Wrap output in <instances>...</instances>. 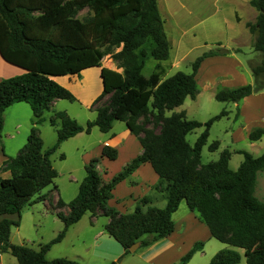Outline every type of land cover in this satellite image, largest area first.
<instances>
[{"label":"trees","instance_id":"trees-1","mask_svg":"<svg viewBox=\"0 0 264 264\" xmlns=\"http://www.w3.org/2000/svg\"><path fill=\"white\" fill-rule=\"evenodd\" d=\"M250 4L258 11L255 21L246 23L253 34L252 47L259 55L250 64L254 81L218 88L214 98L219 101L237 102L264 88V0H250ZM84 8L89 13L79 18L77 14ZM169 49L157 0H0V55L23 69L0 79V134L2 113L8 105L25 101L34 115L26 142L16 155L5 156L1 166L10 175L0 178V253L10 252L16 264H79L65 257L47 259L45 253L62 239L70 224L89 211L109 217L105 229L127 254L136 241L144 246L173 232L172 214L184 200L211 237L241 248L246 264H264V198L255 194L257 174L264 173V151L258 156L236 151L243 155L236 169L229 166L232 152L227 147L217 159L201 161L211 124L228 111L222 109L205 122L187 118L184 110L169 115L165 112L181 105L187 96H196L199 64L216 51L198 55L189 73L178 70L161 78L159 63L148 75L142 72L146 58L166 59ZM108 53L121 71L100 65ZM92 66H100L102 80V90L91 103L95 118L82 125L65 110H52L49 123L56 128V140L44 148L37 126L43 121V112L56 99L76 100L74 93L53 77L79 75ZM105 96L106 101L101 102ZM139 117L144 122H137ZM114 120L126 123L137 137L141 152L109 179H104L97 168L100 157H91L76 196L68 202L59 197L51 206L58 209L55 213L63 222L62 229L39 248L12 243L11 227L19 225L21 209L27 203L44 200L48 193L41 191L46 186H56L58 173L51 154L59 144L78 132L89 133L93 126L107 132ZM149 120L157 131L145 127ZM201 126L203 130L191 144L186 135ZM262 135L264 128L254 127L248 138L257 140ZM218 146L219 141L214 140L208 148ZM100 156L115 159L117 149L105 144ZM143 162H149L158 175L156 187L161 185L166 204L153 205L148 196H143L132 211L120 212L108 203L112 190ZM65 206L66 213L60 210ZM202 248V241L195 242L178 264H186ZM234 248L219 249L207 264H237L240 254Z\"/></svg>","mask_w":264,"mask_h":264},{"label":"crops","instance_id":"crops-1","mask_svg":"<svg viewBox=\"0 0 264 264\" xmlns=\"http://www.w3.org/2000/svg\"><path fill=\"white\" fill-rule=\"evenodd\" d=\"M223 1L224 3H222L225 9L220 15H214L211 19L206 18V20L199 19V21H197L198 24L205 20L207 24L200 29V36L196 37V40L191 41L186 37L187 32L186 29L183 28V25H185L186 22H191V20L186 19L188 16L191 19L194 11H196L197 8L201 7L203 4V0H157V7L163 20V28L170 44L169 55L166 59L161 60H157L149 56L145 59V62L150 58L155 59V64L158 62L162 68L163 74L161 75V78H165L167 77L166 74L168 73V70L177 65L179 61L186 58L191 51L201 48L204 49L207 45H214L208 50L216 51V54L205 57L199 64L195 74L197 85L199 78L202 75V77L207 80L206 85L215 86L218 84L220 85L219 88L235 87L239 84L252 83L254 81L252 71L249 68L243 67L242 60L238 58L236 54L230 52L229 46L237 45L236 47H238L240 44H251L253 35L246 26V23L249 21H255L258 11L250 4V0ZM242 7H244L243 13L240 12ZM243 39H245V42H243ZM215 47H219V50H215ZM221 48H227L228 51L224 53L220 50ZM172 51H174V56L170 57ZM181 51L184 52L182 53ZM0 68L7 72V74H1L0 71V79L19 74L23 71L22 68L4 60L1 55ZM10 71L11 73H9ZM84 74L92 81L97 80L98 82V84L96 83L94 86H90V90L88 89L83 97V103L85 106L90 107L94 98L102 90V80L100 77L99 66L85 68L81 70L79 75L67 74L54 76L53 78L63 86L70 89L77 96V99H79L80 97L76 92V88L79 89L77 84L82 79L81 75ZM207 75L210 76V79H207ZM66 79L68 82L65 81ZM206 80H202L203 83L206 82ZM59 100L60 99L54 100L51 108L46 111L52 112L54 109L66 110L63 106L60 107L58 105L60 104ZM232 103L236 108L235 111L237 119L242 120L239 126L240 128L238 129H241L245 135L247 134L248 136L249 131L254 127L264 128V88ZM61 104L64 105L63 103ZM45 112L42 114L43 121L37 124V126L39 125V134L43 140V147L48 148L52 146L56 140V128L49 123V117L51 114H48L46 118L44 116ZM2 117L3 124L0 134V178L8 177L10 175L8 170L1 168L3 159L5 156L16 155L19 148L26 142L34 115L27 102L17 101L8 105L3 110ZM118 121L119 120H114L112 127L107 132L100 131L97 126H93L91 128V132H89V134L94 132V130H96L95 128H98L97 130H99L96 138L98 141V155L96 154L91 156L86 154V148L83 144L84 140H82L84 138V135L82 134L85 131L78 132L59 144L56 150L61 149L62 151L64 142L74 140L73 144L77 151L75 153L81 163L84 164V172L79 173L76 177L69 176L68 181L63 184L55 183L54 181V184L56 185L55 188L52 185H48L41 191L48 193L44 200L38 201L41 203H27L21 209L20 223L18 226L13 227L18 228L23 221L24 216H26L30 222L32 221V225L36 229V232L40 227L44 228L45 226H48L50 231L47 236H44V233L42 234L41 232V235L31 233L30 238L28 236H24L23 233H20V236L17 235L16 237V235L13 234V229L11 227L9 238L12 243H24L25 241L32 239L31 241L35 246L31 244V247L39 248L41 244L49 241L62 229L63 222L55 213L58 209L53 210L51 209V206L55 205L59 197L64 202H68L76 196L79 183L86 174L85 164L91 157H100V162L97 168L104 179H109L113 174L109 175L108 172H103V167L106 165L112 166L113 163L118 160L121 153L125 152V161L120 165V168H122L128 161L141 152V145L137 137L127 128L124 121L120 120V122H123V125L118 123ZM48 123L53 128V142L46 146L42 131L46 128L44 127V124ZM114 126H117L116 129L118 131H115L116 129ZM263 136L264 135H262L259 139L252 141H258ZM105 144L116 147L117 157L115 159L100 156L101 148ZM260 154L253 155L258 156ZM59 157L61 159H65V152L60 153ZM158 182L159 177L154 172L151 164L149 162H143L131 174L115 185L108 203L120 212H130L134 209L135 204L140 197L148 196L153 205L163 207L166 204V199L164 197V193L160 190L161 185L156 187ZM60 210L66 213L68 208L65 206ZM7 216L12 218L15 217L14 215ZM108 221V216L100 213H97V215H91L89 211H86L79 220L67 227L62 239L51 245V247L46 251L45 257L47 259L65 257L75 260L79 264H166L168 257L173 253L176 259L174 260L175 262H171V264L179 263L180 259L177 257V251L180 250V246L178 245V242L172 238L175 230V223L174 230L169 235L158 238L148 245H139L135 251L124 254V249L121 244L105 229V225ZM60 244H63L62 247L53 250V248H56V246H59ZM121 260L123 263L120 262ZM16 263V257L10 252L0 253V264Z\"/></svg>","mask_w":264,"mask_h":264},{"label":"rangeland","instance_id":"rangeland-1","mask_svg":"<svg viewBox=\"0 0 264 264\" xmlns=\"http://www.w3.org/2000/svg\"><path fill=\"white\" fill-rule=\"evenodd\" d=\"M222 2L224 3L223 0H203V4L201 5V7L197 8L196 11H194L191 19L189 16L186 19V20H191V22H186L185 25H183V28H185L187 32L186 37L189 38L191 41L196 40V37L200 36V32H201L200 29L207 24L205 21L206 18L211 19L214 15H220L224 11L225 8L223 7ZM243 9L244 7L240 9L241 13H243ZM87 13H89L88 9L84 8L78 12L77 16L79 18H82ZM199 19H205V20L197 24V21H199ZM252 41H253V37L251 39V44L249 45L247 43V44H240L238 45V47H236L237 45L229 46L230 52L236 54L237 57L242 60L243 67L249 68L250 70H251L250 68L251 62L259 58L258 52H256L251 46ZM243 42H245V39H243ZM212 46L214 45H207L204 47V49L201 48L191 51L186 58L182 59L177 63V65L170 68L166 76L172 75L173 72H175L176 70L184 71L187 73L191 72L192 62L196 59V57L201 53H203L204 51L211 48ZM239 46L241 49L239 48ZM118 49L119 48H115L114 50L116 51ZM222 49H226L228 51L227 48H221L220 50ZM215 50L218 51L219 47H215ZM181 52L183 53L184 51ZM173 56H174V51L171 52L170 57ZM155 62H156L155 59L152 58L148 59V61L145 62L142 72L145 75H148L155 68V65L158 63L157 62L155 64ZM100 65L106 67H112L114 69H118L119 71L122 70L121 67H117L118 66L117 61L111 57L110 53L105 54L103 56V58L100 61ZM0 71L1 74H7V72L4 71L2 68H0ZM9 73H11V71ZM84 75H81L82 79L77 84L79 89L76 88L77 90L76 92L79 95L80 100L77 99V96L74 94L76 97L75 101H70L68 99H60L59 100L60 104H58L60 107L63 106V108H66L65 111L70 116L74 117L77 120V122L82 125H85L87 120H91L95 117V110L91 107V105L90 107H86L85 104L83 103L84 94L89 89L90 86L92 87L94 86V84L96 83L98 84L97 80L92 81L88 76L86 75L84 76ZM202 76H200L199 78V82H198L199 92L196 94V96L194 98L187 96L181 105L173 108L172 110H167L165 114L169 115L172 111L184 110L187 118L196 119L200 122H205L208 118L219 113L222 109L227 110L228 111L227 115L221 116L219 119L215 120L211 124L207 142L205 145H203L201 150V161L207 162L210 160L217 159L220 151L223 148L227 147L232 152L229 160V166L232 169H235L238 166L239 162L243 159V155L241 153L236 152L235 150L241 149V150L249 151L254 155L260 154L264 150V136L258 141H252L248 138L247 134L245 135L241 129H238L240 128L239 126L242 120L237 119L236 111H235L236 108L235 106H233V103L229 101H219L215 99L214 93L220 87V85L217 84L215 86L213 85L208 86L206 85L207 80L204 79V77ZM207 76H208L207 79H210V76L209 75ZM201 77L202 80L203 81L206 80V82L203 83ZM65 81L68 82L67 79ZM239 85H243V84H239ZM106 99L107 96H105L101 100V102L106 101ZM61 103H63L64 105H62ZM44 114H45L44 116L47 118L48 114L50 115L52 114V112L46 111ZM149 117L150 115H148V118ZM137 122L139 123L144 122V118L139 117ZM118 123L123 125L122 124L123 122H120V120L118 121ZM44 127H46L42 131L44 135L43 136L44 142L45 145L48 146L53 142L52 141L53 128L49 123L44 124ZM114 127L115 129L117 128V126ZM145 127L153 128L155 131H157V127L154 126L151 120L145 123ZM203 128L204 126H201L190 131L186 135L187 140L192 144L196 140L200 132L203 130ZM95 129L96 130H94V132H92L91 134L85 132H83L82 134L84 135L83 136L84 138L82 140H84L83 144L86 148L85 149L86 154H89L91 156L96 154L98 155L97 152L98 141L96 138L98 136L97 133L99 132V130H97L98 128ZM115 131L118 130L116 129ZM214 140L219 141V146L214 150H209L208 145ZM73 141L74 140H68L67 142H64L62 146V149L64 151L63 150L61 151V149L56 150L51 155L53 166L58 171V175L54 180L55 183H60V184L66 183L68 181L69 176L76 177L77 175H79V173L84 172V164L81 163V161L79 160L78 156L75 153L77 151L76 148L74 147ZM62 152H65L66 155L65 159H61L59 157L60 153ZM125 158H126L125 152L121 153L118 160L115 161L112 166L106 165L105 167H103L104 170L103 172H108L109 175L115 174L121 169L120 165L122 162L125 161ZM255 194L261 199L264 198V173L261 171H259L257 174ZM39 203L41 202H37L36 204ZM172 218L175 223V230L172 235V238L176 242H178V245L180 246V250L177 251L178 259H180L193 246L195 242L197 241L203 242V248L193 253V255L186 264H207L210 258L219 249L225 247L234 248L224 242L217 240L214 237H211L209 235L206 225L199 219L198 214L195 211L190 210L184 200L179 204L178 208L173 212ZM48 228H49L48 226H45L44 228L40 227L36 232V229L32 225V221L30 222V220H28L26 216H24V219L18 228L12 226L13 229L12 231L13 234L16 235V237L17 235L20 236V233H23L24 236H28L30 238L31 233H35L36 235L38 234L41 235L42 232V234L44 233V236H47V234L50 231ZM31 240L32 239H29V241H25L24 243L31 246V244L32 245L34 244ZM62 245L63 244L56 246V248H53V250L59 249L60 247H62ZM234 249H236L240 254V261L237 264H246L243 250L241 248H234ZM175 259L176 257L172 253L168 257L166 264H171V262H175L174 261ZM120 262L123 263L122 260Z\"/></svg>","mask_w":264,"mask_h":264},{"label":"water","instance_id":"water-1","mask_svg":"<svg viewBox=\"0 0 264 264\" xmlns=\"http://www.w3.org/2000/svg\"><path fill=\"white\" fill-rule=\"evenodd\" d=\"M222 52L226 53L227 50L226 49H222ZM139 245H140V242L139 241H136L132 245L129 246V250L131 252H133V251H135L139 247Z\"/></svg>","mask_w":264,"mask_h":264}]
</instances>
